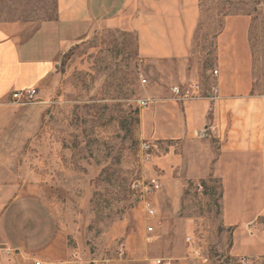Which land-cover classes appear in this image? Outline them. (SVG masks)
<instances>
[{
  "label": "rangeland",
  "instance_id": "rangeland-1",
  "mask_svg": "<svg viewBox=\"0 0 264 264\" xmlns=\"http://www.w3.org/2000/svg\"><path fill=\"white\" fill-rule=\"evenodd\" d=\"M199 3L195 57L208 59L212 68L225 17L248 14L254 17V62L263 74L264 0ZM56 4L57 0H0V24H17L32 33L56 17ZM131 28L95 30L73 43L60 56L59 74L49 84L48 95L18 103L20 107L10 109L11 123H0V153L20 155L6 165H31L36 156L31 153L42 149L60 152L64 167L55 176L51 172L57 184L20 192L13 219L0 228V247L9 248L10 255L17 246L39 253L45 242L66 233L78 264H139L145 255L156 264L160 258L171 264H264L261 217L247 226H225L219 183L208 182L215 190L212 194L201 183H191L173 217L167 200L157 191L142 189L163 174L153 161L163 156L164 146L144 141L135 131L140 100L151 95L152 75L138 52V31ZM144 143L152 146L149 160ZM136 183L139 189L133 188ZM147 204L156 209L155 215L146 210ZM31 234L38 237L32 239V247L27 241ZM43 234L52 240H42ZM32 261L42 263L38 257Z\"/></svg>",
  "mask_w": 264,
  "mask_h": 264
},
{
  "label": "crops",
  "instance_id": "crops-1",
  "mask_svg": "<svg viewBox=\"0 0 264 264\" xmlns=\"http://www.w3.org/2000/svg\"><path fill=\"white\" fill-rule=\"evenodd\" d=\"M56 7V17L32 33L17 24H0V123L10 124V109L21 105L14 102L13 92L35 88L40 98L48 95L49 84L59 74L60 56L73 43L95 30L132 27L138 31L139 55L152 75L151 95L146 98L153 99L141 107L135 131L144 141L164 146L163 156L153 162L163 173L156 191L168 201L171 216L179 214L190 184L205 180L219 183L225 226H247L263 217L264 73L258 74L251 48L254 17H225L211 68L208 59L196 58L192 50L201 20L199 0H57ZM200 82L217 83V98L204 90L201 98L183 101L173 92L174 86ZM202 129L210 137L198 138ZM19 156L0 153V228L13 219L21 191L57 184L53 176L64 169L60 152L42 149L31 153V165H6ZM47 235L41 239L52 240ZM68 236L63 233L57 241L45 242L46 248L37 253L32 239L38 237L31 234V249L17 246L12 256L0 252V264H35L34 257L41 264H78ZM139 264L156 261L145 255Z\"/></svg>",
  "mask_w": 264,
  "mask_h": 264
},
{
  "label": "built area",
  "instance_id": "built-area-1",
  "mask_svg": "<svg viewBox=\"0 0 264 264\" xmlns=\"http://www.w3.org/2000/svg\"><path fill=\"white\" fill-rule=\"evenodd\" d=\"M217 73H218V70H215L213 72L214 75H216ZM143 82H145V80H143ZM204 90H207L212 98H217L219 87L217 83H211V84L206 85L202 82L192 83V84L186 85L185 87H181V86L173 87V92L175 93V95L180 100H183V101L185 99L201 98L202 96L205 95ZM37 94H38V90L35 88H32V89H27L26 91H15L12 94V98L14 102L23 104V103H27L28 101H32L36 97ZM151 103H152L151 99L140 100V105L143 108L148 107ZM197 136L200 139L202 138L205 139V138L210 137L207 129H202L201 131H199L197 133ZM142 147H143L145 159L149 160L151 158L150 152L152 151V146H150V144L148 143H144ZM139 187H140L139 183H136L133 186V188L135 189H139ZM160 188H161V181H160V178H158L157 176L156 178L150 179L147 182V184L145 185L143 184L142 186V189H144L145 192H153ZM146 210H148V212L151 215H155L156 213V209H154L153 206H151L150 204L146 205ZM149 231H153V227H149ZM187 240L189 242L192 241V237L191 236L187 237ZM0 252H5V253L10 254L11 250L9 248L0 247ZM36 264H41V262L37 261ZM157 264H171V262L168 261L167 259L160 258L158 259Z\"/></svg>",
  "mask_w": 264,
  "mask_h": 264
},
{
  "label": "trees",
  "instance_id": "trees-1",
  "mask_svg": "<svg viewBox=\"0 0 264 264\" xmlns=\"http://www.w3.org/2000/svg\"><path fill=\"white\" fill-rule=\"evenodd\" d=\"M74 44H75V43H74ZM74 44H73V45H74ZM73 45H72V46H73ZM72 46L69 47V49H68L67 51H69V50L72 48ZM65 52H66V51H65ZM65 52H64V53H65ZM64 53H63V54H64ZM208 180H211V179H208ZM201 185L203 186V188H204L205 191L207 192V189H209V187H210L209 184H207V181L203 180V182H201ZM218 188H219V187H218ZM213 191H215V190H214L213 187H212V189H211V193H213ZM215 193H216V192H215ZM221 196H222V195H221V192H220V193H219V196H218L219 199L221 198ZM259 220H260V222H261L262 224H264V216L261 217Z\"/></svg>",
  "mask_w": 264,
  "mask_h": 264
}]
</instances>
